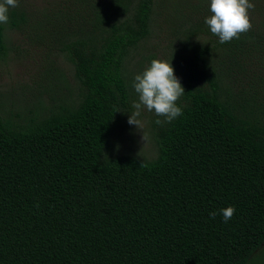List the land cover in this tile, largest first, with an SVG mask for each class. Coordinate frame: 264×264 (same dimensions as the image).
<instances>
[{
    "label": "trees",
    "instance_id": "16d2710c",
    "mask_svg": "<svg viewBox=\"0 0 264 264\" xmlns=\"http://www.w3.org/2000/svg\"><path fill=\"white\" fill-rule=\"evenodd\" d=\"M54 1L0 23V65L30 66L0 82V264H264V0L223 44L211 0ZM154 59L185 92L148 156L127 134Z\"/></svg>",
    "mask_w": 264,
    "mask_h": 264
},
{
    "label": "clouds",
    "instance_id": "9594fccd",
    "mask_svg": "<svg viewBox=\"0 0 264 264\" xmlns=\"http://www.w3.org/2000/svg\"><path fill=\"white\" fill-rule=\"evenodd\" d=\"M16 6H18V0L0 2V23L8 22L9 7ZM254 7V3L250 0H211L212 15L205 18V23L210 27L211 33L219 37L220 43L230 42L233 38L239 39L240 34L252 28L249 9ZM133 87L139 96V102L133 104L135 111L128 118L130 125H135L142 130L143 124L138 118L142 108L164 117L163 121L160 119L155 121L158 125L170 123L182 115V108L177 106L176 102L185 90L174 75L173 67L169 62L159 59L152 60L150 66L142 74L135 76ZM143 140H146L144 135ZM220 212L223 220L228 222L233 217L235 209L229 206ZM209 215L215 218L217 213L213 211Z\"/></svg>",
    "mask_w": 264,
    "mask_h": 264
},
{
    "label": "rangeland",
    "instance_id": "374dc122",
    "mask_svg": "<svg viewBox=\"0 0 264 264\" xmlns=\"http://www.w3.org/2000/svg\"><path fill=\"white\" fill-rule=\"evenodd\" d=\"M53 2H55V1L54 0H36L35 3L39 6L40 5L43 6V5H49V4L52 5ZM157 35L159 37H153L152 38V41L150 42L148 50L151 49L153 52H155L157 57L164 58L165 53L167 51V49L165 48V46L168 44L167 39H166L165 35L161 32H158ZM37 45H38V43H37ZM37 45H32V46H37ZM13 63H15L14 59H13ZM29 67L30 66H28V65L19 66L16 63L15 67H14V65L10 66V68L8 67L10 69L9 73H8L7 72L8 68L0 65V82L1 83H3V82L9 83L10 79L13 76H15L16 74L23 75V78H24V76H26L25 74L27 73V69ZM136 102H138V101H134L133 104ZM133 104H132V106H133ZM133 111H135L134 108L132 109L131 112H133ZM149 113L152 115V112H149L146 109L142 108L141 115H140V117H138L142 121V124H143L142 130H139L135 125H128L130 128V130H129L130 132L127 134V136L131 134L132 136H135L137 138L139 137L140 141H138V144L135 143L136 146H138L137 151H140L144 155L152 156L154 154V147L152 145H150V143H148V135H149L148 131L150 128L149 122H148V120L150 119V117L148 119ZM125 119H126V117L124 118V120H122V122H124ZM143 135L146 137L145 141L143 140ZM127 141H129V140H127ZM133 142H134V140H133Z\"/></svg>",
    "mask_w": 264,
    "mask_h": 264
}]
</instances>
